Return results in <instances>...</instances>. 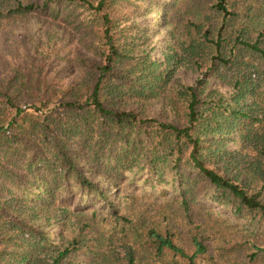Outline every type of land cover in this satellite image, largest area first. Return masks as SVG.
Listing matches in <instances>:
<instances>
[{
    "label": "trees",
    "instance_id": "1",
    "mask_svg": "<svg viewBox=\"0 0 264 264\" xmlns=\"http://www.w3.org/2000/svg\"><path fill=\"white\" fill-rule=\"evenodd\" d=\"M149 187L263 218L264 264V0H0V264H196Z\"/></svg>",
    "mask_w": 264,
    "mask_h": 264
},
{
    "label": "rangeland",
    "instance_id": "2",
    "mask_svg": "<svg viewBox=\"0 0 264 264\" xmlns=\"http://www.w3.org/2000/svg\"><path fill=\"white\" fill-rule=\"evenodd\" d=\"M11 39L6 41L3 46L4 50L9 49ZM50 47H48V50ZM46 46L40 45L39 53L41 56L45 53ZM5 59H9L11 63H16L15 58L10 54L4 53ZM62 80L65 83L72 82L74 75H67V71L63 73ZM197 78L196 72L181 70L179 79L192 83ZM77 79V77H76ZM151 111H156V107H149ZM155 113V112H154ZM169 194L170 191H165ZM128 191L124 190V195H128ZM137 207L140 206L144 210V214L148 217V222L154 223L161 231L166 228H171L176 231V241L187 249L189 253L193 250L190 241L192 234H197L204 239L203 243L207 245V251L204 254L198 255L195 258L196 264H263V252L259 253L254 259H250L247 255L250 253V248L246 243L249 238V233L252 229L256 231L258 245L263 247V218L258 215L253 216L252 213H235L230 205L223 207L217 206V203L212 201L201 202L197 208L205 207L211 211V215L207 218L202 217V220L193 218L188 221L178 210L176 205H168L164 202V195L158 188L149 187L146 192L143 189H138ZM160 196L156 198V196ZM144 215V216H145ZM203 222V224H201ZM213 228H212V223ZM102 229H108L107 226L101 224ZM153 263V262H152ZM155 264H186V261L178 256L166 254L164 261H156Z\"/></svg>",
    "mask_w": 264,
    "mask_h": 264
}]
</instances>
